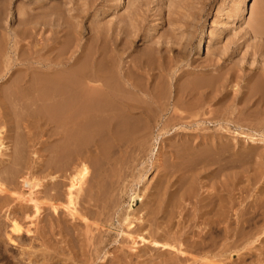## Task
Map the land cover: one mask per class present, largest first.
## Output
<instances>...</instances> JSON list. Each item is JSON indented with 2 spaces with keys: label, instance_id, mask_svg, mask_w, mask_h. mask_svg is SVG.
Returning <instances> with one entry per match:
<instances>
[{
  "label": "rangeland",
  "instance_id": "rangeland-1",
  "mask_svg": "<svg viewBox=\"0 0 264 264\" xmlns=\"http://www.w3.org/2000/svg\"><path fill=\"white\" fill-rule=\"evenodd\" d=\"M115 2L0 0V59L11 65H0V264H264V0ZM91 56L133 71L151 124L60 155L39 62L66 58L57 69L68 70ZM78 155L81 219L53 221L49 180L61 177L64 204ZM12 222L31 233L10 236L15 245Z\"/></svg>",
  "mask_w": 264,
  "mask_h": 264
},
{
  "label": "bare ground",
  "instance_id": "bare-ground-1",
  "mask_svg": "<svg viewBox=\"0 0 264 264\" xmlns=\"http://www.w3.org/2000/svg\"><path fill=\"white\" fill-rule=\"evenodd\" d=\"M125 4H126V0H116L115 8L117 10H121L124 8ZM260 33H261V29H260ZM206 36L207 35L204 31V32H202V35L198 40L199 53L204 52V50H205V44H206L205 38H206ZM1 51H2V49H1ZM3 54H4V52H3ZM3 56L4 55H2V58H4V59H2V60L0 59L2 61V62H0V65H3V67L5 69H7V66L10 65L9 64L10 63L9 58H7V56H4V57ZM100 56H101V54H100ZM87 59L88 60H86V62L83 61L79 65H77L76 62H73V64H71V67L68 70L57 69L59 67H64L67 65L68 59H66V58L65 59H58V60L57 59L56 60H50L49 59V61H47V63H45V64L39 62V65L41 67H39L38 70L45 69L44 71H41L38 73L39 96H42L44 99H48L49 101L50 100L53 101L52 114L50 116L52 117V119L54 121V125H55V130H54L55 132L54 133H55V136L58 138V141H59L58 149H59L60 155L63 154L62 152H64V150L66 148H69L70 145L73 143L74 144H76V143L77 144L78 143L86 144L92 138H94L96 136H98V139H99L100 138L99 135H101V134L105 135V137L107 138V140L109 142L112 141V139H115L116 141H118V140H121L122 138L124 139L125 137H127L129 135L137 134L140 131L141 132L146 131L148 129L149 125L151 124L152 109H150L147 106H144L140 101L137 100V97H136L137 96L136 92L137 93L138 92L148 93V92L146 89H144L143 87L140 86L139 81L135 78L137 76H135V77L132 76L134 74V73H132L133 71H131L129 73L126 70L124 71V69L123 70L118 69V71H115L113 68V65H112V63L114 64V62H112L113 59L110 60L108 58H102L100 60H97V57H95V56H91ZM72 60H73V58H72ZM89 62H91V66L89 65ZM117 67H119V66L117 65ZM19 70L23 71V72H25V71L29 72L31 70V68L29 66H27L26 68L19 69ZM121 71H123V72L121 73ZM22 77H24V76H22ZM14 82H15V80H14ZM256 86L258 88V85H256ZM38 88H36V86H35V90L36 89L38 90ZM17 91L18 90H16V92ZM161 91H162V89H161ZM36 92H38V91H36ZM157 92H158V94H161L159 90ZM8 95H10V94H8ZM13 95H15V94H13ZM17 96H19V98H20V95H17ZM21 97H22V95H21ZM27 98H29V97H27ZM37 98L38 97L36 95V99ZM149 98H151L150 94H149ZM153 100L154 99H152V101ZM0 101H1V99H0ZM155 103L156 102H154V104ZM155 105H157V104H155ZM41 110H42V108L40 109V111ZM40 113H43V112H40ZM49 121H50V118H49ZM1 144H0V147H1ZM89 144H90V142H89ZM113 146H114V144H113ZM73 149H74V147H73ZM77 151H79V150H77ZM72 154H73V151H72ZM64 156H65V154H64ZM60 160H61V157H60ZM85 161H86V159L84 157L78 155V158L76 159V162H75L77 166L75 167L73 165L74 167H72V168L74 170H77V168H79V171L74 173V174L73 173H69V174L66 173L65 174V176H67L66 178L68 180V185H67L68 187H66L67 188L66 193L64 194V196H65L64 199L66 201L64 204L58 202L59 198H58V193H57V190H58L57 187L60 186L62 183L59 180V178H61V177L56 176V175L53 176L50 173V175H52V177L49 180L50 181V188L49 189L51 191H53V193L49 194L50 198H51L50 201L48 203H45V205L43 203V205L45 206L47 211H48V209H50L52 214L50 213V211H48V212L50 213L53 221H58V219H60V217H61L60 215L63 212L66 213L68 215V217L73 218L72 220H74V219L77 220L76 218L81 219V216L79 215L78 210L75 207L76 201L74 203V200H75V196L76 195L79 196V194L83 190L82 186H84V184L86 185V183H85L86 181L84 178L88 173L87 172L88 169H87ZM41 170H42V168H41ZM60 173H61V171H60ZM47 177H49V176H47ZM62 180L64 181L63 178H62ZM27 184L30 188L35 186L33 183L28 182ZM45 184H43V185L45 186ZM39 187L41 188L40 184H39ZM1 188L3 189L4 187L2 186ZM1 188H0V193H3V191H4V194H5L7 192L6 189L2 190ZM59 189H61V188H59ZM44 193H45V191H44ZM62 196H63V194H62ZM89 196L92 198L91 194ZM91 198H90V200H92ZM211 198H212V196H211ZM35 199H33L32 197H29V198H26L24 201L27 203L30 202V204L32 203L35 211L39 212V214L37 212V214L39 216L40 211H41L40 205H42V204L39 202H38L39 203L38 204L36 201L38 199H36V200ZM88 200H87V202L90 203ZM42 202H45V201H42ZM223 206H222V208H223ZM226 207H227V205H226ZM227 208H229V207H227ZM43 209H44V207H43ZM43 209H42V211H43ZM225 210H224L225 215L231 211L228 209L229 212L226 213ZM43 213H45V212H43ZM66 214H63V215H66ZM128 219H129V216L126 217L125 222H127ZM14 223L11 224V228H10L11 232H9V233H11V235H9V237H7L10 239V241L13 243V245H15L14 243L16 242V240L14 241V238L12 239V237H10V236H15L18 238L21 234H23V231H24V229L22 227H20L21 225L18 226L19 224L16 225V223L15 224ZM229 223H230V221H229ZM229 223H228V226H229ZM125 226H126V224H125ZM127 226H128V228L133 227L130 223H127ZM209 227H211V226H209ZM28 229L26 228V230L24 232H26L27 234L30 235L31 233ZM130 230L132 232V230H134V229L131 228ZM127 237L130 240H132L131 243L133 245H135L137 243L136 242L137 237H132L131 234H128ZM139 238L142 241V243L151 244L153 247L155 246V247L167 248V246H166L167 244L166 245H162V244L160 245L159 243L155 242L154 240L150 241V240L144 238V236L143 237L139 236ZM139 238H137V239H139ZM16 245H17V243H16ZM0 246H1V244H0ZM42 258H43V256H42ZM48 258H50V257H48ZM50 261H52V260H50Z\"/></svg>",
  "mask_w": 264,
  "mask_h": 264
}]
</instances>
